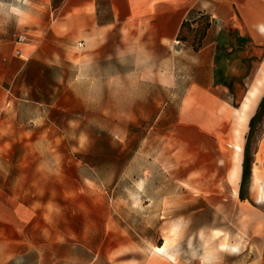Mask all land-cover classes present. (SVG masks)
Instances as JSON below:
<instances>
[{
    "label": "rangeland",
    "instance_id": "1",
    "mask_svg": "<svg viewBox=\"0 0 264 264\" xmlns=\"http://www.w3.org/2000/svg\"><path fill=\"white\" fill-rule=\"evenodd\" d=\"M25 2L0 0L1 46L22 33ZM227 24L234 44L247 36L227 72L245 76L232 82L233 97L216 88L239 107L264 49L232 32L234 17ZM132 62L105 41L42 80L0 81V215L11 224L18 202L35 213L36 264H264V183L253 178L254 168L264 173V90L241 125V166L245 145L250 160L241 198L232 161L188 183L161 168L165 129L133 103L131 92L147 88Z\"/></svg>",
    "mask_w": 264,
    "mask_h": 264
},
{
    "label": "crops",
    "instance_id": "2",
    "mask_svg": "<svg viewBox=\"0 0 264 264\" xmlns=\"http://www.w3.org/2000/svg\"><path fill=\"white\" fill-rule=\"evenodd\" d=\"M21 13L24 41L0 45L1 82L42 80L48 67L115 42L119 55L132 56L135 79L147 88L131 92L140 98L134 105H148L140 112L154 113L165 129L155 156L161 168L188 183L232 161L228 178L240 191L241 125L264 72L239 107L216 87L226 86L233 97L232 82L245 76L227 72V60L243 48L240 31L264 49V0H26ZM232 17L239 23L235 44L227 26ZM259 60L264 66V57ZM27 209L21 202L13 206L11 224L0 215V264H36L35 213Z\"/></svg>",
    "mask_w": 264,
    "mask_h": 264
},
{
    "label": "trees",
    "instance_id": "3",
    "mask_svg": "<svg viewBox=\"0 0 264 264\" xmlns=\"http://www.w3.org/2000/svg\"><path fill=\"white\" fill-rule=\"evenodd\" d=\"M246 39L245 36H240L239 37V42H242ZM231 86V84H230ZM255 118H256V113L251 117L250 122H249V131L247 133V135H249L251 133V129H252V125L255 122ZM246 145H245V150H244V157H243V163H242V178H241V186H240V197L244 198L245 196L243 195L242 191V184L245 182L246 177L248 176L249 172H250V160H249V156H248V151L246 149Z\"/></svg>",
    "mask_w": 264,
    "mask_h": 264
},
{
    "label": "bare ground",
    "instance_id": "4",
    "mask_svg": "<svg viewBox=\"0 0 264 264\" xmlns=\"http://www.w3.org/2000/svg\"><path fill=\"white\" fill-rule=\"evenodd\" d=\"M262 82H264V81H262ZM262 85H264V83H262ZM253 171H254L253 178H255L256 182L264 183V173H261V171H259L257 168H254ZM260 196L262 198H264V191L261 192ZM164 248H165L164 246H157L155 248V251L156 252H160V251H163Z\"/></svg>",
    "mask_w": 264,
    "mask_h": 264
},
{
    "label": "flooded vegetation",
    "instance_id": "5",
    "mask_svg": "<svg viewBox=\"0 0 264 264\" xmlns=\"http://www.w3.org/2000/svg\"><path fill=\"white\" fill-rule=\"evenodd\" d=\"M260 71H261V72H264V68H261ZM260 76H261V74L259 73V75L256 77L255 81H256L257 78H259ZM255 81H254V82H255ZM248 90H249V89H248ZM262 90H264V85H262V87H260V90H259V92H258V94H257V96H256V98H255V100H254L253 103L251 104L249 114H250V112H251L253 106L255 105V103H256V101H257V99H258L260 93L262 92ZM249 114H248V117H249ZM248 117H247V118H248Z\"/></svg>",
    "mask_w": 264,
    "mask_h": 264
},
{
    "label": "built area",
    "instance_id": "6",
    "mask_svg": "<svg viewBox=\"0 0 264 264\" xmlns=\"http://www.w3.org/2000/svg\"><path fill=\"white\" fill-rule=\"evenodd\" d=\"M24 39H25V36H24V34H18L17 35V41H24ZM180 40H178V39H176V42L178 43ZM79 46H82V42H79Z\"/></svg>",
    "mask_w": 264,
    "mask_h": 264
},
{
    "label": "clouds",
    "instance_id": "7",
    "mask_svg": "<svg viewBox=\"0 0 264 264\" xmlns=\"http://www.w3.org/2000/svg\"><path fill=\"white\" fill-rule=\"evenodd\" d=\"M12 11H13V12H18L19 10L16 9V8H13Z\"/></svg>",
    "mask_w": 264,
    "mask_h": 264
}]
</instances>
